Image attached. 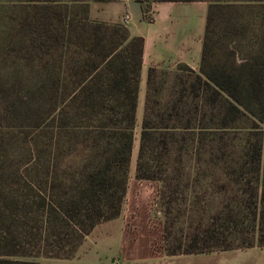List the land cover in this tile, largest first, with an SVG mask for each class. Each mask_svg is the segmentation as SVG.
<instances>
[{"label":"trees","instance_id":"obj_1","mask_svg":"<svg viewBox=\"0 0 264 264\" xmlns=\"http://www.w3.org/2000/svg\"><path fill=\"white\" fill-rule=\"evenodd\" d=\"M260 8L264 1L210 3L199 74L187 70L165 108L151 106L160 99L148 96L139 132L142 38L130 37L121 25L90 22L74 40L61 42L65 52L42 55L46 160L22 172L28 193L0 192V264L73 259L96 227L120 217L137 136L136 179L166 182L181 171L165 167L175 149L181 160L192 148L201 156L209 140L245 129L249 121V140L262 136L253 138L249 162L261 177L264 23L255 22ZM260 177L255 187L244 179L238 207L198 216L170 255L264 247V173ZM172 188L159 192L162 199Z\"/></svg>","mask_w":264,"mask_h":264},{"label":"rangeland","instance_id":"obj_2","mask_svg":"<svg viewBox=\"0 0 264 264\" xmlns=\"http://www.w3.org/2000/svg\"><path fill=\"white\" fill-rule=\"evenodd\" d=\"M205 1L210 5L219 0ZM233 1H255L257 4L264 0ZM258 12L255 22L262 24L264 9L260 8ZM90 22L87 5L83 3L0 0L1 193H28V179L22 172L34 161L42 163L46 160L43 126L40 125L43 107L41 56L65 52L66 47L62 48L61 42L74 40L72 36L83 32V27ZM71 49L75 50V47ZM157 98L159 103L153 102L151 106L165 108L169 105L168 94L156 95L153 100ZM144 107L145 102L139 101L138 132ZM250 125L247 121L242 125L245 129L223 132L215 143L209 140L201 150V156L193 148L189 152L184 150V162L180 159L179 148L175 149L171 159L164 161L168 165L165 167L170 166L177 172L181 168V171L173 181L166 182L136 179L137 136L128 194L120 217L96 227L78 248L76 256L81 250L94 255L102 264H264V247L258 246L191 255L169 253L179 250V240L189 232L198 216L225 211L230 209L229 205L238 207L245 194V178H251L254 187L261 186L260 175L257 176L249 162L253 157L251 142L262 136L249 140L247 128ZM260 170L263 177L264 145ZM166 185H173V188L162 199L159 192H167ZM121 228L127 236L123 250H120L116 236ZM41 258L44 257L32 260L38 262Z\"/></svg>","mask_w":264,"mask_h":264},{"label":"crops","instance_id":"obj_3","mask_svg":"<svg viewBox=\"0 0 264 264\" xmlns=\"http://www.w3.org/2000/svg\"><path fill=\"white\" fill-rule=\"evenodd\" d=\"M43 1L83 3L87 5L92 22L121 25L124 17L129 16L126 28L130 37L144 40L139 101L145 104L148 96L168 94L169 100L174 98L182 86L181 79L188 75L187 70L200 72L209 10L205 0ZM154 89H160V92ZM116 236L120 250H123L127 241L124 229L121 228ZM37 263L102 264L94 255L81 250L73 259L41 258Z\"/></svg>","mask_w":264,"mask_h":264},{"label":"built area","instance_id":"obj_4","mask_svg":"<svg viewBox=\"0 0 264 264\" xmlns=\"http://www.w3.org/2000/svg\"><path fill=\"white\" fill-rule=\"evenodd\" d=\"M129 20H130L129 16H125L124 19H123V22H122L121 26L122 27H127L128 23H129Z\"/></svg>","mask_w":264,"mask_h":264}]
</instances>
